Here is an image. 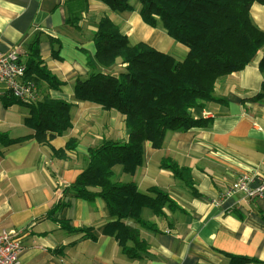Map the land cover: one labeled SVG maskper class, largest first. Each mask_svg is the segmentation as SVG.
Segmentation results:
<instances>
[{
    "label": "crops",
    "instance_id": "obj_1",
    "mask_svg": "<svg viewBox=\"0 0 264 264\" xmlns=\"http://www.w3.org/2000/svg\"><path fill=\"white\" fill-rule=\"evenodd\" d=\"M66 1L0 0V51L19 46L25 61L27 46L38 37L41 60L63 83L58 90L42 89L39 99L48 95L73 105L70 129L49 144L34 139L0 143V231L20 232L19 263L227 264L234 255L253 260L247 264H264V199L226 195L242 175L254 178L252 186L264 176V73L259 68L264 48L242 70L217 80L213 95L218 101L208 103L201 113L206 126L169 131L160 149L144 143L142 165L133 175L114 168L117 180L133 182L143 193L157 188L175 204L174 209H163V216L141 211L142 219L158 232L139 229L147 252L130 259L114 238L102 233L111 220L105 202L97 198L90 204L68 191L85 168L89 147L105 139H127L122 115L75 101L74 82L87 77V59L95 52L93 34L102 17H108L130 44L145 43L178 61L188 49L160 27L144 24L138 5L131 12L113 13L100 2L88 1L76 28L66 24ZM250 19L264 31V4L252 5ZM49 38L59 43L54 46L58 58L52 56ZM123 67L117 64L107 71L119 73ZM4 93L0 89V134L8 139L31 135L27 109L5 107ZM70 140L75 141L74 150L65 149ZM165 158L189 170L193 189L162 168ZM59 202L68 206L48 217ZM61 220L68 228L90 229L94 238L70 232Z\"/></svg>",
    "mask_w": 264,
    "mask_h": 264
},
{
    "label": "trees",
    "instance_id": "obj_2",
    "mask_svg": "<svg viewBox=\"0 0 264 264\" xmlns=\"http://www.w3.org/2000/svg\"><path fill=\"white\" fill-rule=\"evenodd\" d=\"M88 1L91 0L66 1V24L77 28ZM93 1L113 13L131 12L138 5L144 24L160 27L173 41L188 49L186 57L178 61L145 43L130 44L108 17H102L93 34L95 52L87 59V77L76 79L73 86L75 101L93 103L122 115L127 139L124 142L105 139L89 147L85 168L68 191L90 204L97 198L102 199L111 218L102 233L114 238L128 258L140 259L147 252V244L141 240L139 229L158 232L154 224L142 219L141 211L149 209L163 216V209H174L175 204L157 188L143 193L135 183L117 180L114 168L120 167L123 173L133 175L142 165L144 143L160 149L167 132H185L208 124L201 113L208 103L218 101L213 95L217 80L242 70L264 48V31L250 19L252 5H263L264 0ZM49 41L53 46L52 56L58 58V51L54 49L58 41L53 38ZM38 43L36 37L27 46L24 61L25 79L37 87L38 100L23 105L9 93L1 97L5 107L20 105L27 109L26 122L32 134L17 139L0 134L1 144L31 139L49 144L72 125V104L53 100L48 95L39 99L42 89L58 90L63 83L44 65ZM117 64L124 66L119 73L107 71ZM259 68L264 73V55ZM74 146L75 141L70 140L65 149L74 150ZM161 166L193 189L188 169L167 158L162 159ZM67 206L59 202L47 216L53 217ZM61 223L70 232L94 238L88 228H68L65 220ZM249 262L253 260L229 255L227 264Z\"/></svg>",
    "mask_w": 264,
    "mask_h": 264
},
{
    "label": "built area",
    "instance_id": "obj_3",
    "mask_svg": "<svg viewBox=\"0 0 264 264\" xmlns=\"http://www.w3.org/2000/svg\"><path fill=\"white\" fill-rule=\"evenodd\" d=\"M22 50L14 46L6 52L0 51V89L9 93L23 105L38 100L37 87L25 79L26 66ZM253 177L242 175L227 190L226 195L241 194L246 200L264 199V176L255 185ZM19 231H0V264H20L22 243Z\"/></svg>",
    "mask_w": 264,
    "mask_h": 264
},
{
    "label": "rangeland",
    "instance_id": "obj_4",
    "mask_svg": "<svg viewBox=\"0 0 264 264\" xmlns=\"http://www.w3.org/2000/svg\"><path fill=\"white\" fill-rule=\"evenodd\" d=\"M81 16H82V15H81ZM81 16H80V17H81ZM114 72H115V74H116L118 71H114Z\"/></svg>",
    "mask_w": 264,
    "mask_h": 264
}]
</instances>
